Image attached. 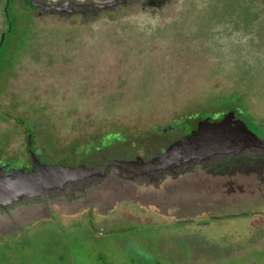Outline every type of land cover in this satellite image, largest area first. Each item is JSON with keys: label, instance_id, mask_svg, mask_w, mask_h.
Segmentation results:
<instances>
[{"label": "rangeland", "instance_id": "rangeland-1", "mask_svg": "<svg viewBox=\"0 0 264 264\" xmlns=\"http://www.w3.org/2000/svg\"><path fill=\"white\" fill-rule=\"evenodd\" d=\"M14 1L7 21L0 0V36L11 23L1 49L0 158L12 168L28 155L15 117L35 127L48 163L148 154L156 129L233 108L264 139V0H137L38 18ZM102 139L109 147L93 152ZM104 185L88 196L93 212L37 198L0 208V264H264V186L206 203L191 201V189L159 212L157 198L130 182Z\"/></svg>", "mask_w": 264, "mask_h": 264}, {"label": "water", "instance_id": "water-1", "mask_svg": "<svg viewBox=\"0 0 264 264\" xmlns=\"http://www.w3.org/2000/svg\"><path fill=\"white\" fill-rule=\"evenodd\" d=\"M243 154L263 157L264 139L258 137L245 119L240 117V112L233 108L217 117L201 116L189 131L171 142L162 154L148 160L110 159L102 166L89 167L83 163H45L36 153H31L33 164L28 171L23 168L7 170L6 167H0V208L25 198L41 199L47 208H50V202L70 204L75 201L88 207V196L108 183L107 178L113 169L125 181L142 179L168 182L171 173L176 171L214 164L224 157ZM90 187L93 188L88 190L93 189V192L89 191V195L85 196L87 199L80 200L75 195L65 197L71 196L78 188ZM100 193H104V188Z\"/></svg>", "mask_w": 264, "mask_h": 264}, {"label": "flooded vegetation", "instance_id": "flooded-vegetation-1", "mask_svg": "<svg viewBox=\"0 0 264 264\" xmlns=\"http://www.w3.org/2000/svg\"><path fill=\"white\" fill-rule=\"evenodd\" d=\"M123 2L128 4H135L137 0H108L107 2H100L96 0H15L13 7H18L21 9L22 13L25 12L27 15L34 16V18H38L41 16H63L69 15L72 13H80L82 15L94 14L95 11H99L101 9H111L114 6L124 5ZM125 3V4H126ZM148 2L143 1V5H146ZM148 5V4H147ZM146 5V6H147ZM10 7V0H7L4 6L5 18L8 19V9ZM153 11V10H151ZM89 17V16H88ZM8 21V20H7ZM11 31V23L7 29L2 31L0 36V63H1V49L6 42V35ZM1 65V64H0ZM2 73L0 77H2ZM14 120L23 127V131L26 135V152L27 159L22 161L21 166L16 169L23 168L25 170H30L33 164L31 153H36L42 162H46V160L42 159L41 154L37 153L36 146V129L34 126H31L27 123L26 117H15ZM182 121L173 122L167 127L156 129V132L152 133V137L155 140V143L158 145V148H152V150L148 154L144 152L140 153L138 150L135 151L131 155H111L109 153H105V149H107L110 145V142L104 141V139L98 142V145H94V151H105L100 153L99 155H94L92 157V163L87 162L85 159L80 162H62L63 164L69 165H78V164H86L89 167H99L102 166L106 161L110 159H120V160H137L143 158L148 160L152 157L162 154L166 147L171 143L177 140L185 129L182 125ZM157 133V134H155ZM155 134V135H154ZM30 136V137H29ZM112 136L113 140L111 142H123L130 144L133 140L132 138H126L124 136L118 134H109L107 133L106 137ZM28 138L31 139V144H28ZM164 141L161 145V142ZM90 149V148H89ZM86 157V156H84ZM231 158L232 160L238 161L241 158L240 162H236L234 165H221L224 159ZM4 158H0V167H6V169H11L12 166L7 163ZM244 161V162H242ZM58 163V162H57ZM60 163V162H59ZM256 169L260 174L258 176H252L249 170ZM240 169H244L241 171ZM178 175V176H177ZM179 177L177 182L176 178ZM170 181L164 182V180L160 181H149V180H134V181H125L120 179L118 176V171L113 169L110 171V175L107 179H109L108 183L111 182H119L123 183L130 182L135 185V190L138 193L146 192L152 193L151 195L154 198H157V201L153 206L160 211L174 210L177 205H181L183 200L186 201V195L189 190H193L192 196L188 194L191 201H197L198 203H202L203 201L206 203L208 200L221 199V198H232V196L239 194H251L258 190L260 187L264 186V157H250L247 155H240L236 157H224L219 162L214 164L206 165V166H195L189 169H183L182 171H176L175 173H171ZM107 183V184H108ZM151 185H148V184ZM190 184L192 187L188 186ZM106 187V185L104 186ZM93 187L87 189H76L71 196H65L66 198L75 197L77 199L82 200L85 196L89 195V191L93 192L91 189ZM125 188H128L125 186ZM105 190V188H104ZM127 190V189H126ZM93 196L95 195L92 193ZM181 197V198H180ZM87 199V198H85ZM88 202V201H87ZM88 207H86L87 211L93 212L96 211L92 203H88ZM175 205V206H174ZM54 208V209H53ZM53 210L56 209V205L53 206ZM50 209V208H49ZM51 209V210H52ZM75 215V214H72Z\"/></svg>", "mask_w": 264, "mask_h": 264}, {"label": "trees", "instance_id": "trees-1", "mask_svg": "<svg viewBox=\"0 0 264 264\" xmlns=\"http://www.w3.org/2000/svg\"><path fill=\"white\" fill-rule=\"evenodd\" d=\"M206 114H198V115H192V116H187L185 118H183L182 120V125L184 126V130L183 133H186L187 131H189L193 125L196 123V121L201 117V116H205ZM110 139H112L113 137L110 136ZM62 163V162H61Z\"/></svg>", "mask_w": 264, "mask_h": 264}]
</instances>
